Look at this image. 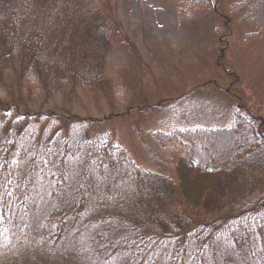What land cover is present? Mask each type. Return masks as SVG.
I'll use <instances>...</instances> for the list:
<instances>
[{
  "label": "trees",
  "instance_id": "obj_1",
  "mask_svg": "<svg viewBox=\"0 0 264 264\" xmlns=\"http://www.w3.org/2000/svg\"><path fill=\"white\" fill-rule=\"evenodd\" d=\"M175 1L188 21L220 0ZM243 7L264 36V0ZM121 37L102 0H0V77L21 93L0 91V264H264V117L244 102L227 126L153 132L165 170L94 119L31 110L33 88L107 94Z\"/></svg>",
  "mask_w": 264,
  "mask_h": 264
},
{
  "label": "rangeland",
  "instance_id": "obj_2",
  "mask_svg": "<svg viewBox=\"0 0 264 264\" xmlns=\"http://www.w3.org/2000/svg\"><path fill=\"white\" fill-rule=\"evenodd\" d=\"M246 1L220 0L216 11L185 21L175 0H102L122 35L106 60L110 91L48 96L33 88L24 96L32 97L31 110L71 111L98 121L141 169L165 170L153 132L227 126L229 107L238 100L264 117V36L257 38L256 28L243 21ZM6 72L0 77L2 99L15 102L21 96L17 75Z\"/></svg>",
  "mask_w": 264,
  "mask_h": 264
}]
</instances>
